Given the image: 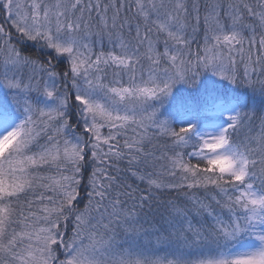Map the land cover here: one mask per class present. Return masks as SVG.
I'll list each match as a JSON object with an SVG mask.
<instances>
[{
  "label": "snow or ice",
  "instance_id": "snow-or-ice-1",
  "mask_svg": "<svg viewBox=\"0 0 264 264\" xmlns=\"http://www.w3.org/2000/svg\"><path fill=\"white\" fill-rule=\"evenodd\" d=\"M0 264H264V0H0Z\"/></svg>",
  "mask_w": 264,
  "mask_h": 264
}]
</instances>
